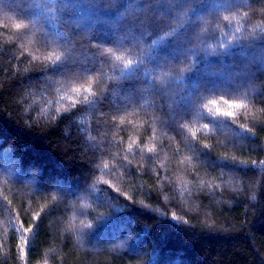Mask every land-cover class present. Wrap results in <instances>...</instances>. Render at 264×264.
Instances as JSON below:
<instances>
[{"label": "trees", "instance_id": "1", "mask_svg": "<svg viewBox=\"0 0 264 264\" xmlns=\"http://www.w3.org/2000/svg\"><path fill=\"white\" fill-rule=\"evenodd\" d=\"M0 264H264V0H0Z\"/></svg>", "mask_w": 264, "mask_h": 264}, {"label": "snow or ice", "instance_id": "2", "mask_svg": "<svg viewBox=\"0 0 264 264\" xmlns=\"http://www.w3.org/2000/svg\"><path fill=\"white\" fill-rule=\"evenodd\" d=\"M17 27H19V25H17ZM228 115H232V113H228Z\"/></svg>", "mask_w": 264, "mask_h": 264}, {"label": "rangeland", "instance_id": "3", "mask_svg": "<svg viewBox=\"0 0 264 264\" xmlns=\"http://www.w3.org/2000/svg\"><path fill=\"white\" fill-rule=\"evenodd\" d=\"M175 103H177V101Z\"/></svg>", "mask_w": 264, "mask_h": 264}]
</instances>
